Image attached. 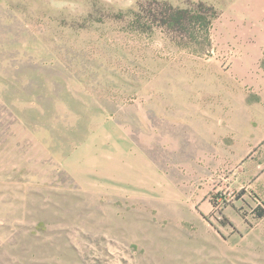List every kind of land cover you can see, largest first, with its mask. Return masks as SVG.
<instances>
[{
	"label": "rangeland",
	"instance_id": "374dc122",
	"mask_svg": "<svg viewBox=\"0 0 264 264\" xmlns=\"http://www.w3.org/2000/svg\"><path fill=\"white\" fill-rule=\"evenodd\" d=\"M144 1L0 0V264H264V12Z\"/></svg>",
	"mask_w": 264,
	"mask_h": 264
},
{
	"label": "trees",
	"instance_id": "16d2710c",
	"mask_svg": "<svg viewBox=\"0 0 264 264\" xmlns=\"http://www.w3.org/2000/svg\"><path fill=\"white\" fill-rule=\"evenodd\" d=\"M193 6L195 8H181L166 0H146L138 3L133 24L141 31L155 25L180 34L189 32L199 24L202 28H207L215 14L214 8L203 1H198Z\"/></svg>",
	"mask_w": 264,
	"mask_h": 264
},
{
	"label": "crops",
	"instance_id": "0c3cea01",
	"mask_svg": "<svg viewBox=\"0 0 264 264\" xmlns=\"http://www.w3.org/2000/svg\"><path fill=\"white\" fill-rule=\"evenodd\" d=\"M231 0H228L231 7ZM235 5L244 7L247 11L264 12V0H236Z\"/></svg>",
	"mask_w": 264,
	"mask_h": 264
}]
</instances>
